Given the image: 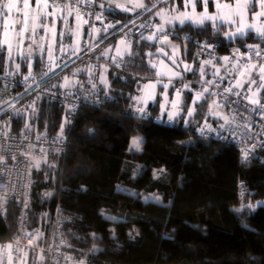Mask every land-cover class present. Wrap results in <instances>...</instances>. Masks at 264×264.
<instances>
[{
    "label": "trees",
    "instance_id": "trees-1",
    "mask_svg": "<svg viewBox=\"0 0 264 264\" xmlns=\"http://www.w3.org/2000/svg\"><path fill=\"white\" fill-rule=\"evenodd\" d=\"M117 15L123 25L137 13ZM213 25L172 29L223 45L264 46V38L253 31L228 39L225 25ZM172 41L181 44L195 65V71L183 77H212L215 68L198 64L191 44ZM45 60L37 57L32 73L40 71ZM7 66L0 33V74L9 71ZM104 66L110 85L94 88L109 97L101 106L83 107L70 122L62 109L40 102L35 110L2 123L16 132L29 127L54 134H61L63 126L68 139L65 158L47 154L34 169L30 228L41 225L48 240L61 205L75 216L65 228L67 249L79 258L90 257L93 264H264V208L252 207L264 200V161L244 164L235 148L194 135L190 124L219 117L211 114L209 96L195 107L192 117L183 110L168 125L167 120L145 118L132 107L144 80L107 64L99 71ZM197 67L204 68L201 77ZM20 70L19 76L24 77L28 66ZM146 76L154 78L155 70L149 69ZM182 94L181 108H190L194 90L190 87ZM159 105V100L150 104L155 118L160 117ZM134 137L143 138L140 150L131 148ZM147 173L151 178L143 179ZM240 181L250 192L245 199L239 196ZM120 190L136 196L158 195L168 208L161 211L120 199ZM1 208L7 216H0V242H6L16 232L19 207L0 204ZM30 264H47V258L32 257Z\"/></svg>",
    "mask_w": 264,
    "mask_h": 264
},
{
    "label": "built area",
    "instance_id": "built-area-1",
    "mask_svg": "<svg viewBox=\"0 0 264 264\" xmlns=\"http://www.w3.org/2000/svg\"><path fill=\"white\" fill-rule=\"evenodd\" d=\"M42 2L49 8H66L77 12L84 19L91 35L102 32L105 28L109 34L84 45L78 52L64 53L55 60L45 61L40 71L29 76L21 77L9 72L0 74V84L4 91L0 95V204H16L19 207L15 234L6 242H0V254L3 255L5 264H13V257L17 254L30 257L46 255L47 264H93L90 257L79 258L67 249L65 228L75 216L67 213L61 205L57 208L52 234L48 240L45 241L41 225L30 228L29 208L35 161L43 159L47 154L60 159L65 158L69 147L67 136L54 134L49 130L35 132L29 127L16 132L2 126V123L35 110L40 102L62 109L70 122L83 107L101 106L109 97L94 89L87 81L69 89L64 87L65 78L80 67L99 71L107 64L138 79H148L145 74L129 67L124 61L112 63L102 58L101 51L115 38L122 37L127 44H132L136 38L143 36H152L156 41H166L164 37H167V40L180 39L185 45L191 44L194 47L195 61L200 65L209 64L215 70L212 71L210 79L182 77L176 81L175 87L184 92L187 88L183 86L187 84L194 90L190 108L202 104L205 97L209 96L212 105H215L214 108L221 116L205 119L202 123L190 124L188 127L198 137L213 139L235 148L240 154V161L244 164L264 161L262 85L253 80L256 81L254 85L251 83L236 86L246 70L264 67V46L223 45L216 41L196 38L191 33L180 35L173 29H159L153 20L151 13L153 8L141 12L122 25L116 13L100 11L97 0H42ZM219 25L225 24L220 22ZM115 26L118 28L113 30ZM225 26L227 31L231 30L230 26ZM256 46H259L260 56L255 55ZM225 57L228 59L225 60ZM205 88L208 91L205 92ZM228 88L232 91H225ZM197 92H203V98L193 104ZM253 100L257 102L253 103ZM132 107L137 110L140 106L133 103ZM144 108L145 114L142 116L164 122L162 118L154 117L150 105ZM225 117L230 121L227 124ZM222 124H225L223 128L220 127ZM206 125L211 126L212 130L208 131ZM201 128H205L203 134ZM245 151L247 158L244 155ZM62 188L65 193H70L66 187ZM238 190L241 199L247 198L250 193L244 181L238 183ZM252 207L264 208V200L254 202ZM0 216L6 219L7 215L3 208L0 209Z\"/></svg>",
    "mask_w": 264,
    "mask_h": 264
},
{
    "label": "rangeland",
    "instance_id": "rangeland-1",
    "mask_svg": "<svg viewBox=\"0 0 264 264\" xmlns=\"http://www.w3.org/2000/svg\"><path fill=\"white\" fill-rule=\"evenodd\" d=\"M110 1L111 3H116L113 4L117 6L120 10L134 13L135 11L142 9L150 5L151 3L153 5L157 4L158 1L163 0ZM185 1L187 5L188 0ZM213 1L215 2V0ZM222 2L223 5H229L231 8H235L236 4L238 3L237 1V3L234 4V7H232V2ZM239 2L244 3L245 0H239ZM24 3L17 5L19 12L13 10L9 14L10 19L9 16L0 17L1 44L6 48L8 67L14 66L16 69H20L22 65H27L28 69L31 70L34 65V61L37 57H48L50 59H54L58 51H60L61 53L77 52L82 49L84 45L92 43L94 40H96V34L93 36L88 30H86L87 28L85 27V21L83 22L84 19L82 20L77 12L75 13V11L71 10L69 16L64 20H61L58 17V8H48L42 3L41 0H37L36 4L28 7L27 9L24 8ZM188 5L190 4L188 3ZM223 5H221L220 8H217L216 6L215 10L212 11L209 7H207V12L213 16H216L217 13H219L220 16L225 17L224 19H221L224 24L236 28L237 23L234 22V20L232 19L230 9L223 8ZM255 5V8L254 4L249 5L252 8V11H246L244 14L243 19L244 22L247 24L256 23L259 25L261 23H264V17H260L257 19L253 18L255 13L261 11L260 0H256ZM176 6L177 4L175 3V6L174 8H172V11L170 8L167 10L174 15L177 13L178 15L184 14V12H182L181 9H177ZM195 13L200 14L203 12L195 11ZM71 16L74 19L73 24L70 22L69 19ZM181 16L183 17V15ZM6 19L9 20V28L7 32H5L4 29V22ZM219 20L220 19L210 20V23L215 24L219 22ZM205 22L203 24L197 22L195 23L197 25H204ZM22 29L26 30H24L23 34L21 35L20 33ZM250 31H253L256 36H259L255 33L254 30ZM232 32H235V30L229 31L228 33ZM236 36L239 35H227V37L230 39L235 38ZM5 41H7V43ZM168 41L171 40L161 41L162 43H159L155 49H148L145 47L143 49L141 48L142 45L138 44L135 48V43L127 44V42H125L122 37H119L114 44L105 48L103 52L102 56H110L112 58V63H117L121 60H124L128 66L130 65L129 67L142 71L144 74L147 73L149 68L156 69V76L154 78H148L147 80L140 82V90L135 98V103L140 107L149 106L150 104H154L158 100L160 104H163L165 101L163 95L164 89L162 85L163 83H168L169 79H171V84L167 89L169 110H171V102L176 99V81L181 79L183 76L189 75L193 68H195V65L186 58L187 51L181 48V46L174 45ZM118 48L121 52V55L119 56L117 55ZM161 49H163V51H161ZM173 52H175V64H173L172 59H170V57L173 56ZM165 53H167V55H165ZM143 58L146 59V64L142 63ZM153 65H155V67H153ZM186 65L190 66V70H185ZM104 68L106 67L104 66ZM260 69L261 68H250L246 70L247 74L245 73L246 75H243V80H250V83H247L248 85H250L251 83L252 85H254L252 80H256L259 85H264V73H262ZM158 72L166 74L163 76H157ZM174 73H179V75H173ZM254 74H256L257 76L252 79V77L250 76ZM157 80H161L162 83H156ZM149 84H156L155 89L146 88V85ZM148 92H152V98L147 99V102L144 103L142 98H145ZM182 98L183 94L181 92V101ZM159 114L160 117H166L167 120L166 114L162 116L161 108ZM211 114L216 115L219 114V112L214 107H211ZM168 122L169 121L167 120V123ZM134 139L140 140L141 144L143 143L142 137H134L132 139V142ZM132 142L131 148L137 150L133 146ZM42 160L37 159L35 161L36 166H38ZM151 176L152 175L147 173L143 177V179L151 178ZM118 198L133 203L146 204L154 209H158L161 211H166L168 208V204H166L158 195L136 196L133 193L127 194L120 190ZM41 256H43L44 258L46 257V255L40 254L36 258L39 259V261H42L43 259H41Z\"/></svg>",
    "mask_w": 264,
    "mask_h": 264
},
{
    "label": "crops",
    "instance_id": "crops-1",
    "mask_svg": "<svg viewBox=\"0 0 264 264\" xmlns=\"http://www.w3.org/2000/svg\"><path fill=\"white\" fill-rule=\"evenodd\" d=\"M237 1L238 0H234L232 2V7H234V4H236ZM255 1L256 0H247V3L249 5H251V4H255ZM8 2H9V0H0V4H6ZM16 2H17V5H20V4L24 3L25 0H16ZM36 2H37V0H27V3L29 5V7L32 6V5H34V4H36ZM215 2L213 0H210V2L207 4V7H209L211 11L212 10H215V8H216V6L218 4L219 5H223L222 0H215ZM113 3H111L110 0L109 1L108 0H97V5L99 7V10L102 11V12H109V11L110 12H113V13H115V12H117V13L118 12H121V13H127L129 15H134V14L137 13V15H138V14H140L141 12H143V11H145L147 9H152L153 8L151 13H152V16H153V20L155 21V23H156V25L158 26L159 29H172L174 27H179L180 28V27H183V26H185L187 24L193 25L195 27H203L206 24L210 23V20H206V22H205L204 25H197L195 22L192 21L193 19H195V17H193V19H184V16L182 17L181 15H178V13L174 15V14H172L171 12H169L167 10V9L170 8L171 11H172V8H174L175 3H176L177 4V6H176L177 9H181V11L184 12V14H187L189 16H192V13H191L192 12L191 11L192 10V7L190 5H188V3L186 5V1L185 0H163V1H158L157 4H153L152 5V3H151L150 5L142 8V9H139L138 11H135L134 13H131V12H128V11H122L117 6L114 5L116 3H114V4ZM229 3H231V2H229ZM58 10H59L58 17L61 20H64L65 18H67L69 16V13H71V10H69V9H59L58 8ZM195 11H198V12L199 11H201V12L204 11L203 0H200L199 3H196V5H195ZM136 16H134V17H136ZM69 19H70V22L73 24L74 23L73 17L71 16ZM81 19L83 20L82 17H81ZM118 19L120 21V18H118ZM181 20H184V22L181 23ZM83 22H84V20H83ZM220 22H222L221 19L219 20V22H217L215 24H218ZM225 25H227V24H225ZM227 26H230V25H227ZM115 27H113V28H115ZM230 27H231V30H228V31L236 30V28H234L232 26H230ZM95 34H96V40H94V41H97L100 38H103L104 36L108 35L109 33H108V29L105 28L102 32H95L94 35ZM238 35H244V34H238ZM228 39H230V38H228ZM116 41H117V39L114 42L112 41L111 44H109L108 46L114 44ZM168 42H171L174 45L181 46V44H179V43H177L175 41H172V40L171 41H168ZM133 43H135V48L139 44V45H142L141 48H143V49H144V47L145 48H148V49H155L158 46V44L159 43H162V42L161 41H156L155 39L150 41V40L147 39V36H143V37L138 38L136 41L134 40ZM108 46H105L104 47V49L102 50V55H103V52H104L105 48H107ZM181 48H183V47L181 46ZM5 50H6V48H5ZM61 54H64V53H61L60 51H58L56 53V57H54V59H50L48 57H45L46 58L45 61H47V60H55ZM104 59L111 61L112 58L110 56H108V57H104ZM121 61H124V60H121ZM142 63L143 64H146V59L145 58H143ZM7 69H9V71H6V72H9L11 74L19 75L20 72H21L20 69H16L14 66H12V67L11 66L10 67L7 66ZM149 69H151V68H149ZM201 69H203V72H204V68L201 67L199 69V67H197V71L199 73V76L202 75L201 74ZM153 70H155V75H156V69H153ZM194 71H195V68H193V70L190 73H193ZM147 73H148V71H147ZM147 73L145 75H147ZM31 74H32V71L28 69V73L24 77L29 76ZM246 74H243V75H246ZM256 76L257 75L254 74V75H252L250 77H252V79H253ZM83 81L89 82L92 85L93 88L108 87L110 85V81H109V77H108V69L107 68H103L99 72H94L92 69L80 67L74 73L69 74L65 78V81H64L63 85H64V87L66 89H69V88H71V87L75 86L76 84H78L80 82H83ZM242 82H243V85H242ZM247 83H250V80H247V81L245 80L244 81L243 78H242V80L240 81L241 86L248 85ZM218 115H219V117L221 116V114H218ZM160 118H162V117H160ZM162 119L163 120H166V117H164ZM171 123H173V122H171ZM30 258H32V257L27 256V255H23V254L14 255V257H13V264H30ZM43 258L44 257L41 256V259H43ZM0 264H5L4 263V260H3V255L2 254H0Z\"/></svg>",
    "mask_w": 264,
    "mask_h": 264
},
{
    "label": "snow or ice",
    "instance_id": "snow-or-ice-1",
    "mask_svg": "<svg viewBox=\"0 0 264 264\" xmlns=\"http://www.w3.org/2000/svg\"><path fill=\"white\" fill-rule=\"evenodd\" d=\"M200 0H188V3L191 5L192 7V16H189L187 14H181L184 16V19H193V17H195V19H193V22H197V23H200V24H203L206 20H217V19H224L225 17H222L220 16L219 13H217L216 16H213V15H210L208 12H207V4L210 2V0H203V7H204V11L203 13H200V14H196L195 13V5L196 3H199ZM29 7L28 3H27V0H25V3H24V8L27 9ZM221 5H217V8H220ZM223 8L225 9H230V14H231V17L232 19L234 20V22L237 23V27H236V30L235 32H232V33H226V35H238V34H247L246 30H254L255 33L257 35H259L261 38H264V23H261V24H256V23H252V24H247L244 22V14L246 11H252V8L249 6V4L247 3V0H245L244 3H240L239 0H238V3L236 4L235 8H231L229 5H223L222 6ZM260 8H261V11L258 12V13H255L254 14V19H257V18H260V17H264V0H260ZM6 10V11H4ZM13 10H16L17 12H19V9L17 7V2L16 0H9L8 3L6 4H0V17H3V16H9V14L13 11ZM100 17H97V19H99ZM9 19H10V16H9ZM184 20H181V23H183ZM214 27L216 26L215 24L213 25ZM9 28V20H5L4 22V29H5V32H7ZM26 30V29H22L21 30V35L23 34V31ZM154 37L152 36H149L147 37V39L151 40L153 39ZM165 40H167V37H164ZM7 43V41H5ZM249 47H252V46H249ZM255 55L256 56H260L261 55V51L259 49V46H256L255 47ZM161 51H163V49H161ZM117 55H121V52H120V49L118 48L117 49ZM165 55H167V53H165ZM174 56H175V52H173V56L170 57V59H172V63L175 64L176 61L174 59ZM228 58L225 57V60H227ZM206 63H209V62H206ZM119 66V65H118ZM153 67H155V65H153ZM185 70H190V66L186 65L185 66ZM260 71L262 73H264V67H262L260 69ZM166 73H157V76H163L165 75ZM201 74L203 75V69H201ZM173 75H179V73H174ZM156 83H162L161 80H157ZM211 83V82H209ZM253 83H255V81H253ZM171 84V79H169V82L168 83H163V89H164V92H163V95H164V103L163 104H160L159 107L161 108V113H162V116L164 114L167 115V120L169 122H174L178 117L181 116V112L183 110H186L187 112V117H192L193 116V113L195 111V108H187L186 105H184V108L182 109L181 108V90H177L176 91V99L173 100L171 102V110H169V101H168V94H167V89L169 88V85ZM237 87H240V83L237 82ZM156 87V84H149V85H146V88L148 89H155ZM184 88H189L190 86L185 84L183 86ZM204 91H208L207 88L204 89ZM225 91L227 92H231L232 89L231 88H228L226 89ZM237 95H239V93H237ZM152 98V92H148L147 96L145 98H142L143 99V102L146 103L147 102V99H150ZM203 98V92H197L196 93V99L195 101H193V104H195L197 101H200L201 99ZM253 103H256L257 101L253 100L252 101ZM213 107H215V105H213ZM262 108H264V105H261ZM137 111L141 114V115H144L145 114V108L144 107H138L137 108ZM185 122L187 123L188 121L185 120ZM230 121L227 119V117H225V124L229 123ZM225 124H222L220 127H224ZM207 128L208 131H211V126H208L206 125L205 126ZM201 133L203 134V132L205 131V128H201ZM63 134V126H61V135ZM133 146L139 150L140 149V145H141V141L138 140V139H134L133 140ZM245 155V158H247V151H245L244 153ZM45 195H51L50 193H46ZM251 207V206H249ZM239 211V210H238ZM11 247V246H9Z\"/></svg>",
    "mask_w": 264,
    "mask_h": 264
}]
</instances>
